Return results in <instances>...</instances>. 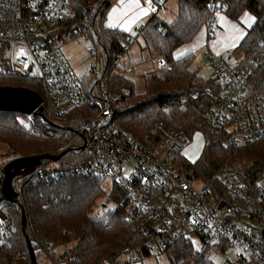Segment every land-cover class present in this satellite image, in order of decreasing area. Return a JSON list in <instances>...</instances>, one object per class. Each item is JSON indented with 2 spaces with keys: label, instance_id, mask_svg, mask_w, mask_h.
Returning <instances> with one entry per match:
<instances>
[{
  "label": "built area",
  "instance_id": "1",
  "mask_svg": "<svg viewBox=\"0 0 264 264\" xmlns=\"http://www.w3.org/2000/svg\"><path fill=\"white\" fill-rule=\"evenodd\" d=\"M71 1L0 0V42L4 45L0 72L38 81L43 114L61 129V148L80 157L46 170L110 180V191L116 187L125 192L126 217L135 230L149 234L148 255L129 251L122 260L125 264H146V259L189 264L170 263L164 257L180 240L197 250L240 249L225 264H244L250 259L264 263V175L250 186L226 161L215 174L223 189L212 190L193 170L196 162L184 161L183 150L192 140L189 130L160 119L150 133L138 138L115 122L114 108L124 96L114 93L110 81L102 78V64L95 59L89 72L80 75L49 37L52 27L70 13ZM164 5L165 0H151L150 8L156 13ZM209 5L206 30L212 37L218 32V16L228 4L227 0H209ZM129 48L124 43L116 56L127 74L134 71L131 64H122ZM203 56L213 69V85L192 97L204 96L209 104L201 131L205 144L215 134L229 151L264 136V94L254 84L253 66L240 67L211 50ZM165 63L164 58L157 61L158 66ZM36 172L43 170L31 174ZM198 181L203 185L199 187ZM114 203L117 207L120 202ZM0 220L6 226L11 223L1 209ZM36 247L51 254L47 241ZM13 264L27 263L17 260ZM51 264L73 262L63 258Z\"/></svg>",
  "mask_w": 264,
  "mask_h": 264
},
{
  "label": "trees",
  "instance_id": "2",
  "mask_svg": "<svg viewBox=\"0 0 264 264\" xmlns=\"http://www.w3.org/2000/svg\"><path fill=\"white\" fill-rule=\"evenodd\" d=\"M116 1L72 0L70 13L61 17L49 32L52 43L68 41L82 33L91 36L97 52L95 58L102 64V78L110 81L114 93L124 96L114 108L115 122L126 126L136 137L150 133L160 119L170 126L187 130L197 123L203 127L204 113L208 111L209 104L204 96L200 100L192 96L213 85L214 80L191 68L195 59L192 53L177 59L170 57L176 48L190 42L206 23L211 12L209 0H177L176 20L168 22L156 12L136 28L135 32L143 33L145 47L151 54H167V64L161 67L160 73L145 79L143 92L136 90L135 82L125 76L123 66L116 60L124 43L128 42L131 47L133 42L130 38L136 33L105 25L108 12ZM227 4L225 13L234 20H239L245 11L256 18L237 47L243 52V60L238 64L245 68L264 54V0H227ZM3 49L0 42V60ZM256 65L253 66L254 84L264 94V56ZM0 85L24 86L43 95L40 84L34 79L0 72ZM27 116L20 111L0 110V143H6L13 155H58L65 152L61 165L67 159L80 160L71 150L61 148L62 133L56 121L33 115L25 125L23 119ZM226 151L228 149L225 150L222 140L212 134L200 159L192 165L212 190L223 189L215 174L225 161L222 153ZM49 163L40 167L43 172L17 181L16 188L21 190L17 201L0 204V209L11 222L6 226L0 220V264H13L17 260L32 264L26 234L35 247L39 264L36 246L42 240L51 245L50 249L71 244L60 254L52 251L51 261L71 258L73 264H125L120 256L129 251L138 256L148 255L145 241L149 234L135 230L126 217L125 192L114 187L106 193L103 179L90 175L51 174L46 170ZM230 164L242 182L255 186L264 175V136L237 146ZM101 197L107 201L119 200L120 203L100 218L94 216L93 211ZM261 203L264 205V200ZM23 209L27 217L25 230L22 227ZM164 257L170 263L182 260L189 264H225L216 263L207 250H197L182 240L169 247ZM244 264L264 263L250 259Z\"/></svg>",
  "mask_w": 264,
  "mask_h": 264
},
{
  "label": "rangeland",
  "instance_id": "3",
  "mask_svg": "<svg viewBox=\"0 0 264 264\" xmlns=\"http://www.w3.org/2000/svg\"><path fill=\"white\" fill-rule=\"evenodd\" d=\"M222 14H225V12L221 13L218 16V22L219 17ZM160 15L163 16V18L168 22H173L174 20H176L177 0H165V5L162 7ZM135 33L136 36L130 39L133 43L129 48V51L125 54L122 64L133 65L134 71L129 74L125 73V76L135 82L137 91L143 92L145 88V79L151 77L154 73H160L161 67L167 64V54H151V52H149V50L145 47L142 37L143 33ZM206 36L207 38H209L208 40L211 48H209V45L207 44ZM238 43L239 41H236V39L233 38L230 29L226 28L225 26L221 28L219 25L218 32L214 36L208 37L205 23L197 33V35L190 42H187L176 48L170 58L177 59L185 55L186 53H192L193 55H195V59L191 65V68L196 69V72L200 73L205 78L207 77L211 79L214 74L213 69L205 60L203 56L204 52L207 50H211L213 52L229 57L232 62L239 63L241 60H243V52L237 49ZM58 44L64 54L74 65L77 73L81 75L89 72L90 64L95 61V57L97 54V52L94 50V43L90 35L82 33L68 41H63L61 43L59 42ZM213 45H215L216 48L224 46V50L216 51L213 48ZM263 56L264 54L258 57L255 61L260 63L263 60ZM161 58H164L166 60V63L162 66H158L157 61H159ZM256 62H253L250 65L256 67ZM250 65H248L247 67H250ZM30 119L32 118L29 115L25 119H23L24 124L28 125V121ZM203 128L204 126L202 127L200 123H197L192 129L189 130L192 140L191 143L183 150L184 161L187 163L197 162L203 153L205 146V140L201 133V131H203ZM234 150L235 149L230 148L229 151L222 153L223 157L225 158L224 162L228 161L232 163ZM231 151L232 153H230ZM14 157L16 156L11 153L8 145L6 143H0V178H2L1 175L3 166ZM47 166L55 167L58 166V163L55 161H50ZM202 185V181H198V186L200 187ZM103 186L106 193H108L111 189V181L104 180ZM115 208L116 205L113 201H107L105 197H101L97 200V204L94 207L93 214L94 216L101 218ZM69 246L64 244L58 245L50 251H53L55 254H60ZM37 251L39 252L38 259L40 264H51V258L47 251L41 252L39 249ZM238 252H240V249L238 248H228L223 251L207 250V253L211 257V259L216 263H221L225 261L226 258L233 259L235 257V254H237ZM120 257V259H124L126 257V254H122ZM145 263L158 264L152 259H146Z\"/></svg>",
  "mask_w": 264,
  "mask_h": 264
},
{
  "label": "water",
  "instance_id": "4",
  "mask_svg": "<svg viewBox=\"0 0 264 264\" xmlns=\"http://www.w3.org/2000/svg\"><path fill=\"white\" fill-rule=\"evenodd\" d=\"M42 96L30 88L24 86H1L0 85V110L20 111L27 115H38L48 120L43 114L41 105ZM65 152L58 155L45 153L40 155L16 156L3 166V178L0 183V204L3 201H17L21 190L16 188L18 180L28 176L48 161L60 162ZM105 206V205H104ZM27 217L25 210L22 211V227L25 230ZM28 249L32 264H39L35 247L26 234Z\"/></svg>",
  "mask_w": 264,
  "mask_h": 264
},
{
  "label": "crops",
  "instance_id": "5",
  "mask_svg": "<svg viewBox=\"0 0 264 264\" xmlns=\"http://www.w3.org/2000/svg\"><path fill=\"white\" fill-rule=\"evenodd\" d=\"M150 4L151 0H118L109 10L105 25L109 28H118L127 33H135L136 28L147 22L152 16L153 12L150 8ZM160 11L158 12L159 14ZM255 21V16L245 11L239 20L230 18L226 13L222 14L219 17L218 23L221 28H223V26L229 28L233 38L240 42ZM208 39L209 38H207V44L209 48H211ZM213 48L216 51L224 50V46L216 48L215 45H213Z\"/></svg>",
  "mask_w": 264,
  "mask_h": 264
},
{
  "label": "snow or ice",
  "instance_id": "6",
  "mask_svg": "<svg viewBox=\"0 0 264 264\" xmlns=\"http://www.w3.org/2000/svg\"><path fill=\"white\" fill-rule=\"evenodd\" d=\"M115 11V10H114Z\"/></svg>",
  "mask_w": 264,
  "mask_h": 264
}]
</instances>
